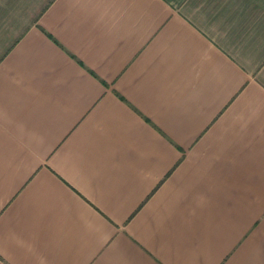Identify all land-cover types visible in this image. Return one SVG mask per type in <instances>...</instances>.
<instances>
[{
    "label": "crops",
    "instance_id": "obj_1",
    "mask_svg": "<svg viewBox=\"0 0 264 264\" xmlns=\"http://www.w3.org/2000/svg\"><path fill=\"white\" fill-rule=\"evenodd\" d=\"M0 264H264V0H0Z\"/></svg>",
    "mask_w": 264,
    "mask_h": 264
}]
</instances>
